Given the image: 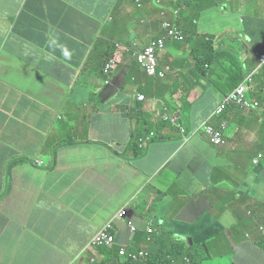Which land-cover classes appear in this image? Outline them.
Instances as JSON below:
<instances>
[{
  "label": "crops",
  "instance_id": "1",
  "mask_svg": "<svg viewBox=\"0 0 264 264\" xmlns=\"http://www.w3.org/2000/svg\"><path fill=\"white\" fill-rule=\"evenodd\" d=\"M189 4L180 22L188 43H171L162 62L173 74L155 80L135 52L163 34L159 7L0 0V264H87L83 248L121 209L133 210L127 206L133 197L130 217L139 227L159 223L178 249L207 244L210 258L199 264H264V172L251 166L258 118H230L236 131L223 150L174 142L179 131L171 122L182 112L184 124L196 128L213 108L193 90L184 92L197 58L216 52L213 69L221 76L232 62L256 58L264 44V0ZM114 55L113 86L105 89L98 77ZM130 115L140 116L142 129ZM151 131L160 141L136 149L134 138ZM174 173L183 189L163 198ZM224 192L248 202L227 203Z\"/></svg>",
  "mask_w": 264,
  "mask_h": 264
},
{
  "label": "clouds",
  "instance_id": "2",
  "mask_svg": "<svg viewBox=\"0 0 264 264\" xmlns=\"http://www.w3.org/2000/svg\"><path fill=\"white\" fill-rule=\"evenodd\" d=\"M173 1L176 0H135V4L139 8H145L147 5L152 6V4L159 7L162 9V12L160 11L161 18L165 20L161 27L163 34L151 40L143 50L135 52V58L138 62L137 56L139 53L152 47L154 43L158 44L160 40L163 42L162 47H158L156 51V73L148 74L146 69L141 65L145 69L146 75L155 80L165 79L173 74V68L164 65L162 62L166 58L164 55L169 50L171 43L181 44L185 41L188 43L186 32L180 24L177 26L176 21H173L170 17L171 8H169V5ZM165 6H167V9H165ZM181 10H172L177 14L180 22ZM167 17L169 18L167 19ZM170 30H173V34H171ZM204 42L207 44L211 43L206 38H204ZM63 54L65 57L69 56L67 50ZM113 54L114 52L112 56ZM216 55L217 53L214 52L212 58H197L195 67L184 81L188 84L184 90L185 93L193 90L194 93L198 94L207 102L213 103V108L202 118L196 128L187 127L181 117L182 112H180L179 121L171 120L175 131H179L175 132L174 142H179L183 146L195 142L202 145L205 149L211 147L216 150H223L227 145V140L231 139L236 131V126L230 118L237 119L240 113L255 115L260 123V132L258 151L251 160V166L254 171L264 172V44H262L256 58L250 59L246 65L240 62H232L230 64L232 70L224 76L218 75L213 69V65L217 61ZM111 61H115V66L112 69H108L107 66ZM222 63L227 64L226 61ZM117 66L118 60L114 55V57L108 59L107 63L101 69L100 77L98 78L105 89L113 86L114 75L112 76V74H114ZM139 97H136L137 102L142 103L145 101L143 96L141 97L144 100L139 101ZM163 121L165 120L161 119V122ZM139 126L142 129V124H139ZM152 135V138H147L146 140H143L141 138L142 136L135 137L133 146L136 149L145 150L153 141L154 143H158L160 140L157 135L154 132H152ZM172 151L174 152L173 157L178 155L173 148ZM173 157L169 160V163ZM132 159L133 161H137L136 158ZM127 162L129 164L131 163L129 160ZM178 166L179 158L177 164L174 166L175 170ZM136 199V197H133L127 205L133 209L132 211L128 207L121 209L99 229L90 242L83 248V256L87 259V264H98L102 260L98 253V249L102 248L117 250L119 259L117 264H147L146 262L149 259L163 256V253L160 251L163 245L154 238L160 235L162 239L167 240L170 237L165 235L159 228L161 227L159 223L156 224L153 222L151 226L149 224L145 227L136 225L133 218L130 217L135 210L137 204ZM262 206L264 208V203ZM260 232L264 237V226L260 227ZM202 245H205L208 249L206 243ZM76 261H78V258ZM190 263H192L190 259H185V262L182 259V264ZM174 264H178V262H174Z\"/></svg>",
  "mask_w": 264,
  "mask_h": 264
},
{
  "label": "trees",
  "instance_id": "3",
  "mask_svg": "<svg viewBox=\"0 0 264 264\" xmlns=\"http://www.w3.org/2000/svg\"><path fill=\"white\" fill-rule=\"evenodd\" d=\"M189 3L190 0H176L170 2L169 5V8H171L170 17L172 18L173 21H176L177 26H179L180 24V19L178 18L177 14L174 13L172 10H176V9L181 10L185 5H187L189 8H192L193 5H190ZM164 22L165 20L162 21V23ZM138 65L145 72V69L141 66V64L138 63ZM138 65L137 68H139ZM193 107L195 109L201 108L199 104L198 105L193 104ZM152 136H153L152 133H150L149 135L144 137L143 140H146L147 138H152ZM225 147H227V145ZM216 172L217 171L215 169L211 175H208V178L212 179ZM154 239L156 241H160L161 245H163L162 246L163 248L160 249V251L163 253V256L156 257L155 259L154 258L149 259L146 262L147 264H174V262L177 263L180 259H190L193 264H199L206 260H209L210 258V252L208 251L205 245L202 244L194 245L190 249H187L185 245L179 243L180 248L178 249L175 247V244L172 246L171 244L173 242L172 239L165 240L162 239L160 235L159 237H155ZM165 241L166 244H164ZM259 245L264 248V242ZM98 253L102 258V260L98 264H117L119 262L117 250H107L102 248V249H98Z\"/></svg>",
  "mask_w": 264,
  "mask_h": 264
},
{
  "label": "rangeland",
  "instance_id": "4",
  "mask_svg": "<svg viewBox=\"0 0 264 264\" xmlns=\"http://www.w3.org/2000/svg\"><path fill=\"white\" fill-rule=\"evenodd\" d=\"M132 5L134 7V9L136 11H143L145 10V8H139L137 7L136 4L133 3V0H132ZM169 17H167L168 19ZM123 51H120L118 53V59L121 60V56L123 55L122 54ZM193 75H195L194 73H192ZM166 79V78H165ZM165 79H160V80H165ZM152 87H153V84H152ZM170 87L172 88L173 85L170 84ZM145 91L148 90V92L150 93V90H151V86L150 84H147V87L144 89ZM129 120L130 122H134V123H139V124H142V119H140V116L138 115H130L129 116ZM207 182V181H206ZM183 189V180H182V177L180 175V178L178 181L175 180V173L171 175V177L169 178V181L168 183L166 184V187L162 190V195H163V198H166L164 197L165 194H168V193H171V192H174L176 193L177 191ZM221 198L227 202V203H230L232 201H240L242 203H247L248 202V197H243V198H240L238 197V194H232L230 192H226V193H222L221 194ZM209 201H211V198L208 199ZM254 203V201H253ZM160 208V206H159ZM158 213H161L159 210H158ZM243 228V225H238L235 229V236H233V240L235 241V243L237 244L239 242V239L237 238V235L241 232ZM164 244H166V241L164 242ZM226 257V256H225ZM215 264H226V261H224V259H221V260H217L215 261Z\"/></svg>",
  "mask_w": 264,
  "mask_h": 264
},
{
  "label": "built area",
  "instance_id": "5",
  "mask_svg": "<svg viewBox=\"0 0 264 264\" xmlns=\"http://www.w3.org/2000/svg\"><path fill=\"white\" fill-rule=\"evenodd\" d=\"M173 30H170L171 34ZM163 42L160 40L159 43H154L152 47L147 48L144 52L138 54V62L146 69L148 74L156 73V51L158 47H162ZM115 66V61H111L110 64L107 66L108 69H112ZM139 101H143V97L138 98Z\"/></svg>",
  "mask_w": 264,
  "mask_h": 264
}]
</instances>
